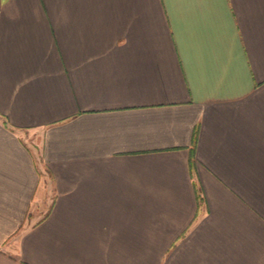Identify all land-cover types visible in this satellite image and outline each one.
<instances>
[{"label":"crops","instance_id":"1","mask_svg":"<svg viewBox=\"0 0 264 264\" xmlns=\"http://www.w3.org/2000/svg\"><path fill=\"white\" fill-rule=\"evenodd\" d=\"M0 264H264V0H0Z\"/></svg>","mask_w":264,"mask_h":264}]
</instances>
